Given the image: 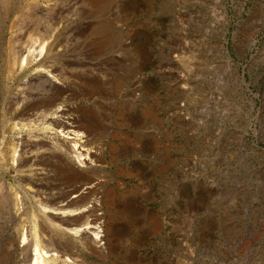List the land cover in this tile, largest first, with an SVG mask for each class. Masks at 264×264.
Returning a JSON list of instances; mask_svg holds the SVG:
<instances>
[{
  "label": "rangeland",
  "instance_id": "374dc122",
  "mask_svg": "<svg viewBox=\"0 0 264 264\" xmlns=\"http://www.w3.org/2000/svg\"><path fill=\"white\" fill-rule=\"evenodd\" d=\"M19 35L46 42L67 75L58 106L98 154L79 170L99 183L85 208L100 239L73 241L74 264H264V0H0L1 197L27 171L3 113ZM15 223L0 204V264H23Z\"/></svg>",
  "mask_w": 264,
  "mask_h": 264
},
{
  "label": "bare ground",
  "instance_id": "6f19581e",
  "mask_svg": "<svg viewBox=\"0 0 264 264\" xmlns=\"http://www.w3.org/2000/svg\"><path fill=\"white\" fill-rule=\"evenodd\" d=\"M7 44L3 69L7 97L3 113L12 120L13 132L26 134L19 136L20 140L12 139L9 157L12 170L16 167L27 171L15 179L18 191L10 197L0 196L1 209L9 221L19 226L23 264H74L78 257L74 254L75 243L94 251L95 241L100 239L101 218L93 216L94 205L85 208L99 185H94L89 175L95 170L91 165H99L98 154L89 147L91 132L70 117L71 105L58 106L69 86H58L55 82L67 75L57 66L58 69L43 62L48 50L46 42L19 35L11 37ZM72 100L74 97L69 98ZM34 129L41 130L40 134L33 133ZM68 154L73 155L78 168L67 160L71 157H66ZM1 155L0 163H5L7 159L3 160ZM50 160L55 166L48 165ZM49 167L65 174L58 187L47 183L52 172ZM16 172L15 175L19 173Z\"/></svg>",
  "mask_w": 264,
  "mask_h": 264
}]
</instances>
